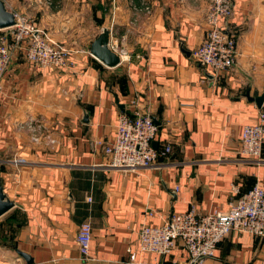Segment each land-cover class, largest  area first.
<instances>
[{"label":"crops","instance_id":"1","mask_svg":"<svg viewBox=\"0 0 264 264\" xmlns=\"http://www.w3.org/2000/svg\"><path fill=\"white\" fill-rule=\"evenodd\" d=\"M3 2L64 44L75 66L42 68L19 50L4 75L0 178L14 207L0 218V264H27L17 251L31 264H188L180 244L168 255L139 253L141 228L191 208L225 212L255 184L264 189V144L260 160L240 152L242 128L264 113V101L249 100L264 94V0H231L225 31L236 40V64L218 75L191 56L206 35L209 0ZM144 3L150 14L134 11ZM104 28L109 47L116 41L129 54L113 68L89 53ZM134 110L156 119L154 142L171 152L148 168H110L95 142L111 143L119 116ZM33 118L51 129L54 147L18 129ZM85 222L88 260L75 241ZM263 248L264 237L232 231L200 264H264Z\"/></svg>","mask_w":264,"mask_h":264},{"label":"built area","instance_id":"2","mask_svg":"<svg viewBox=\"0 0 264 264\" xmlns=\"http://www.w3.org/2000/svg\"><path fill=\"white\" fill-rule=\"evenodd\" d=\"M134 11L150 14L151 6L144 3L134 8ZM13 14L14 25L0 28V93L4 75L19 50L23 52L26 62L42 68L70 70L75 66L72 53L64 44L54 41L47 32L35 26L28 16ZM232 16L231 0H209L205 17L206 35L191 52L196 64L209 68L215 75L233 69L236 64V40L225 31V21ZM113 47L110 48L119 56L120 63L129 59L127 51L118 48L116 41ZM18 129L26 131L34 145L54 147L57 144L51 129L41 120L29 119L19 124ZM157 134L158 126L153 119L134 110L133 113L119 116L111 143L104 145L96 141L95 144L102 146L110 168L134 171L151 167L158 158H165L171 152L169 145L153 147ZM263 144L264 113H261L259 123L242 128L240 152L245 157L260 160ZM231 193L238 195V186L232 185ZM232 231L264 237V189L259 184L232 199L225 212L201 215L191 208L184 213H172L162 225L143 226L139 232L138 252L168 255L180 244L188 254V264H200L214 255L219 242ZM91 240L90 224L82 223L75 236L82 260L89 258ZM262 255L264 260V248ZM135 257L132 254L130 260L134 261Z\"/></svg>","mask_w":264,"mask_h":264},{"label":"water","instance_id":"3","mask_svg":"<svg viewBox=\"0 0 264 264\" xmlns=\"http://www.w3.org/2000/svg\"><path fill=\"white\" fill-rule=\"evenodd\" d=\"M14 23V14L8 11L3 0H0V28L3 29L11 27ZM89 53L106 67L113 68L120 64L119 56L109 47V31L106 28H104L97 38L91 43ZM246 97H248V94H246ZM249 100L255 102L260 108L264 101V94L257 98H249ZM118 107L122 111L124 110L123 105H119ZM153 121L157 126L159 125L156 119L153 118ZM83 123H88L87 114H85L83 118ZM152 145L154 148H157L156 142H153ZM13 207L14 203L9 200L4 193L2 180L0 178V218L13 209ZM17 254L23 258L27 264H31L32 259L28 255L20 251H17Z\"/></svg>","mask_w":264,"mask_h":264},{"label":"trees","instance_id":"4","mask_svg":"<svg viewBox=\"0 0 264 264\" xmlns=\"http://www.w3.org/2000/svg\"><path fill=\"white\" fill-rule=\"evenodd\" d=\"M11 218H13V219H14L15 217H11ZM14 222L16 223V224H15V225H16V227H18V228H19V227H20V222H19V220H18V219H15V221H14ZM12 233H13V232H12Z\"/></svg>","mask_w":264,"mask_h":264}]
</instances>
